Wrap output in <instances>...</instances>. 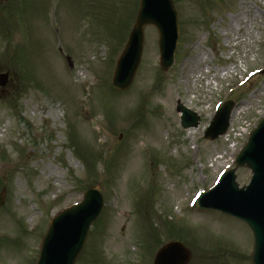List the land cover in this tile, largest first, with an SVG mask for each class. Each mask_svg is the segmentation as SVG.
<instances>
[{
	"label": "rangeland",
	"instance_id": "rangeland-1",
	"mask_svg": "<svg viewBox=\"0 0 264 264\" xmlns=\"http://www.w3.org/2000/svg\"><path fill=\"white\" fill-rule=\"evenodd\" d=\"M172 1L175 63L162 70L147 27L134 82L117 91L140 0H0V73H10L0 88V264H36L51 218L93 184L105 207L76 264H153L172 241L189 264H251L245 225L190 204L235 167L264 116V73L240 85L264 72V0ZM224 103L230 127L212 140ZM180 107L199 116L196 127H182ZM236 175L239 186L251 178Z\"/></svg>",
	"mask_w": 264,
	"mask_h": 264
},
{
	"label": "water",
	"instance_id": "water-1",
	"mask_svg": "<svg viewBox=\"0 0 264 264\" xmlns=\"http://www.w3.org/2000/svg\"><path fill=\"white\" fill-rule=\"evenodd\" d=\"M155 26L160 33L162 66L167 71L174 61L178 39L177 15L171 0H142L141 10L129 43L118 62L114 79L117 90H127L133 83L141 62L145 37L144 28ZM8 74L0 75V86L8 83ZM231 105H227L207 131L206 136L216 139L229 127ZM186 128L197 126L198 119L183 109ZM247 164L254 172V179L247 190H238L233 173L207 199L218 200L215 208L245 222L254 233L255 253L253 264H264V121L252 135L249 146L238 160V165ZM4 194L0 197V207ZM103 198L98 189L89 191L84 202L73 207L54 220L44 239L38 264H75L81 254L91 225L103 209ZM190 252L179 243L165 246L157 255L154 264H188Z\"/></svg>",
	"mask_w": 264,
	"mask_h": 264
},
{
	"label": "bare ground",
	"instance_id": "bare-ground-1",
	"mask_svg": "<svg viewBox=\"0 0 264 264\" xmlns=\"http://www.w3.org/2000/svg\"><path fill=\"white\" fill-rule=\"evenodd\" d=\"M192 135V134H191ZM134 165L136 166V162H134Z\"/></svg>",
	"mask_w": 264,
	"mask_h": 264
}]
</instances>
